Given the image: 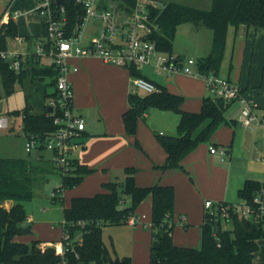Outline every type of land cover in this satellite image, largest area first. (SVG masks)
Instances as JSON below:
<instances>
[{
  "label": "trees",
  "instance_id": "trees-1",
  "mask_svg": "<svg viewBox=\"0 0 264 264\" xmlns=\"http://www.w3.org/2000/svg\"><path fill=\"white\" fill-rule=\"evenodd\" d=\"M110 1L126 14H130L137 3V0ZM53 3L56 5L54 0ZM57 8L64 9L66 36L76 35L86 14L84 5L76 0H65ZM149 9L158 25L151 38L160 51L169 55L174 54L173 42L179 25L192 23L212 30V49L206 57L198 59V71L202 75H219L231 27L238 29L244 25L264 28V0H211L208 9L170 2L163 7L150 5ZM17 37L18 26L14 20L2 24L0 52L9 50ZM128 69L134 78L143 77L138 69ZM56 78L57 69L39 61L27 59L21 70L16 72L8 60L0 57V90L3 88L11 95L16 85L28 79L31 81L32 91L25 98L24 108L10 113L13 114L10 116L21 117L22 132L27 139L43 142L45 135L57 128L49 112V102L57 98ZM47 79L50 81L47 82ZM50 86L55 88L54 92L49 91ZM157 87L158 92L129 94V108L123 115L126 132L136 135L139 121L145 118L150 109L178 114L177 135L156 136L166 153L165 163L158 168L185 170L182 163L184 158L200 144L208 143L221 125L229 123L225 117L228 105L222 98L210 96L202 99L199 111H186L183 109L185 98L182 95L172 93L161 85ZM36 107H41L43 112L34 113L32 110ZM39 150L45 151L43 146ZM93 172V169L74 160L70 171L64 173L45 155L38 160L0 158V264H110L112 254L102 238L104 227L129 224L139 206L149 198L152 211L149 264H256L259 241L264 238V214L258 220L255 217L248 219L234 211L232 206L230 209L226 207L229 216L224 220L220 215L210 218L205 214L201 246H177L173 239L174 186H138L135 181L136 169L130 167L124 170V181L107 182L102 192L74 197L70 206L64 207L63 252L54 247L44 248L40 239L31 243L17 241L27 221L24 202L34 197L35 185L49 182L50 176L58 173L62 177V189L67 191L79 186ZM258 196L264 199L262 185L256 181H246L239 191L242 204L245 202L252 207L254 213H260L255 201ZM7 201L13 202L9 209L4 206ZM59 201L63 202V198L53 197L54 203ZM224 223L231 227L225 228ZM122 260L123 264H132L131 257H123Z\"/></svg>",
  "mask_w": 264,
  "mask_h": 264
},
{
  "label": "crops",
  "instance_id": "crops-1",
  "mask_svg": "<svg viewBox=\"0 0 264 264\" xmlns=\"http://www.w3.org/2000/svg\"><path fill=\"white\" fill-rule=\"evenodd\" d=\"M147 1L158 3L160 6L163 4L162 7L170 2L203 9L211 6V0ZM40 2L41 0H0V26L8 23L10 19L14 20L18 26L17 38L24 39L23 44L20 45L16 38L12 45L10 44V50L24 52L34 50L37 43L45 37V23L38 11ZM16 13L20 15L16 16ZM101 29L102 25L94 21L89 31L90 35L83 36V44H88L93 37L99 35ZM212 39L213 32L208 28L197 27L192 23L181 24L177 28L173 42V55L178 59L192 57L198 60L206 57L212 49ZM71 64L78 67L77 72L69 75L74 90V107L87 124L82 137L83 148L73 153V158L89 169H93L94 172L87 175L79 186L64 192L66 196L63 202L65 203L67 199V205L64 207H69L74 197L93 196L102 192L103 185L114 180V172L129 167L135 168V181L138 186L149 187L156 184L174 186L176 198L173 221L175 225L177 221L189 226L185 229L186 235L195 230L190 238L185 239H180L174 230V243L177 246L199 248L202 243L205 201L209 200L215 204L241 205L239 191L249 180L259 182L264 193V125L253 129L241 127L237 123L241 110L240 104L228 105L225 117L229 123L221 125L208 143L200 144L184 158L182 163L185 170H161L158 166L165 163L166 153L156 136L157 134L177 135L180 116L169 111L150 109L145 118L139 121L137 134L129 135L125 129L123 115L129 108L128 96L133 90L134 77L130 70L104 63L95 57H74ZM144 67L146 70L143 69ZM138 70L144 78L154 84L164 86L170 92L180 95L182 94L180 90L169 89L166 82H162L161 75L185 76L187 77L185 80L198 78L202 79V82L204 80L202 77L182 73L172 75L158 73L153 65L142 66ZM148 70L155 76L151 77ZM219 76L241 86L257 110L264 112V28L246 26L245 30L234 27L229 29L225 58ZM28 81L31 83L30 79ZM210 95L202 93L201 101ZM185 101L184 110L199 111V108ZM36 108L40 112L35 113L43 112L41 107ZM4 115L10 118L11 129L17 120L21 119V117ZM18 131L16 135L21 136L27 143V138L22 132V125ZM211 146L217 147L219 151L225 150L226 155L220 152L211 153ZM35 152L39 153L38 156L34 155L36 157H30L32 153H29L28 157L10 156V152L3 157L32 160H38L42 155L48 159L50 157L47 151L35 150ZM148 200V207H151L150 198ZM127 202L129 204V200ZM12 205V201L4 204L8 209ZM33 225V217L27 213L25 227L30 226L34 231L29 237L30 241L40 239L43 241L44 248L54 247L57 250L62 248L60 241L43 238L39 235L38 228ZM223 226L227 228L226 224ZM24 235L27 234L23 232L17 237V241L27 243ZM150 244L151 238L149 249ZM119 258L122 259V257ZM147 258L146 261L149 264L150 253ZM255 262L264 264V238L259 241Z\"/></svg>",
  "mask_w": 264,
  "mask_h": 264
},
{
  "label": "built area",
  "instance_id": "built-area-1",
  "mask_svg": "<svg viewBox=\"0 0 264 264\" xmlns=\"http://www.w3.org/2000/svg\"><path fill=\"white\" fill-rule=\"evenodd\" d=\"M84 5L86 14L80 30L76 35L66 36L67 19L64 9H59V4L53 0H41L38 7L47 29V37L43 38L34 50H5L0 52V57L10 62L11 68L19 72L27 59L39 61L44 65L57 69L56 89L57 98L49 102L54 117L56 130L45 135L43 142L27 139L26 151L32 153L44 147L50 153L49 161L56 167L68 173L75 160L73 153L83 148V132L86 130V121L79 115L74 107V90L69 75L77 72L78 67L71 64L74 57H95L104 63L124 68L139 69L142 66L153 65L158 73L172 75L182 73L202 77L207 84L208 91L213 97L222 98L227 105L238 103L241 110L237 123L244 128L253 129L264 125V112H259L247 95L245 90L231 80L215 74L202 75L198 71V60L195 58L178 59L158 49L156 42L151 38L154 30L158 28L152 19L150 5L159 7L155 2L137 0L136 6L130 14L123 13L115 2L110 0H76ZM20 13H16V16ZM96 21L102 25L99 35L93 37L84 45L82 28L86 22ZM18 44H23L24 39L17 38ZM132 92L154 93L159 88L152 81L138 77L133 79ZM10 118L0 115V136L11 126ZM211 153L220 152L226 155L225 150L219 151L215 146L210 147ZM65 190L61 187L55 189L53 196L63 198ZM259 205L260 213H254L252 207L243 204H215L205 201V214L210 218L219 215L226 219L230 207L238 211L245 218L259 219L264 214V199L258 196L255 200ZM242 206V207H241ZM219 209L222 211L219 212ZM146 216H133L129 224L135 225L138 220ZM225 222V221H224ZM225 224V223H224ZM58 251L63 252L64 246Z\"/></svg>",
  "mask_w": 264,
  "mask_h": 264
},
{
  "label": "rangeland",
  "instance_id": "rangeland-1",
  "mask_svg": "<svg viewBox=\"0 0 264 264\" xmlns=\"http://www.w3.org/2000/svg\"><path fill=\"white\" fill-rule=\"evenodd\" d=\"M41 16V15H40ZM42 17V16H41ZM93 20L86 22L82 28V35H90V30L93 27ZM12 45V44H11ZM10 49V48H9ZM190 58V57H187ZM146 70V68H143ZM148 74L153 77L155 76L153 72L147 71ZM162 82H166L169 89L180 90L181 95L185 97V102L192 103L194 107L201 109L200 101L201 94L206 95L208 93V87L206 82L202 79H191L185 80V76H163L161 75ZM50 80L47 79V82ZM55 88L50 86L49 91L54 92ZM32 91V85L28 80L23 81L20 85H16L15 91L8 95L6 91L1 88V98H0V115H13L10 114L13 110H19L25 106V98L29 96ZM140 94H145L140 92ZM212 96V95H210ZM213 97V96H212ZM46 102H48L46 100ZM11 111V112H10ZM35 112H40L38 109L32 110ZM19 117L20 116H16ZM144 123V121H142ZM22 119H18L14 127H11L4 131L3 135L0 136V157L9 155L28 157L29 153L26 152V142L21 136L16 135L18 130L21 129ZM33 150L30 157H36L39 155L38 152ZM34 153V154H33ZM13 154V155H11ZM24 154V155H23ZM36 155V156H34ZM77 155V154H76ZM52 163V162H51ZM53 164V163H52ZM54 165V164H53ZM126 174L124 170H119L113 173V179L119 182L124 181ZM62 177L56 173L50 176L49 182L37 184L34 187V197L24 202V207L27 210L28 215H31L34 220V227L38 228L39 235L43 238L50 239L52 241H60L63 238V210L64 206L67 205L66 202L53 203V193L55 189L62 186ZM63 200L65 199L66 193L63 195ZM149 200L144 201L136 211V216L146 215V219L138 220L135 225L125 224V225H113L106 226L103 229L102 238L106 246L109 248L112 254V258L116 257H131L132 264H148L147 257H149V240L151 238V224H152V214L151 207H148ZM175 227V233H178L180 239L190 238L192 233L188 235L185 234V229L189 226L183 225L177 221ZM231 227L230 224H226ZM56 226L55 228H52ZM187 226V227H186ZM32 231V230H31ZM34 233V231H32ZM33 234L24 235V240L27 243H31L29 240ZM198 238L201 239V232L198 231ZM115 257V258H116ZM84 264V263H81Z\"/></svg>",
  "mask_w": 264,
  "mask_h": 264
},
{
  "label": "water",
  "instance_id": "water-1",
  "mask_svg": "<svg viewBox=\"0 0 264 264\" xmlns=\"http://www.w3.org/2000/svg\"><path fill=\"white\" fill-rule=\"evenodd\" d=\"M56 1V3L57 4H59V5H61V4H63L64 2H65V0H55ZM161 5H163V4H161ZM239 29L241 30V29H246V26H244V25H241L240 27H239ZM50 111H52V108H50ZM25 234H31L32 233V231H31V227L30 226H27V227H25L24 228V231H23ZM124 262H123V260L122 259H120L119 257H116V258H110V264H123Z\"/></svg>",
  "mask_w": 264,
  "mask_h": 264
}]
</instances>
